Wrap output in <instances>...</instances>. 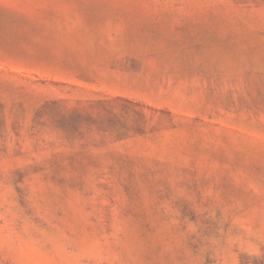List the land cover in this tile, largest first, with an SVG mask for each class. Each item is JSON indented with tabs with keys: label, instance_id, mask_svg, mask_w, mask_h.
Returning <instances> with one entry per match:
<instances>
[{
	"label": "rangeland",
	"instance_id": "1",
	"mask_svg": "<svg viewBox=\"0 0 264 264\" xmlns=\"http://www.w3.org/2000/svg\"><path fill=\"white\" fill-rule=\"evenodd\" d=\"M0 264H264V0H0Z\"/></svg>",
	"mask_w": 264,
	"mask_h": 264
}]
</instances>
